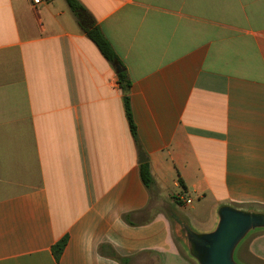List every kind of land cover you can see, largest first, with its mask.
I'll list each match as a JSON object with an SVG mask.
<instances>
[{"label":"crops","instance_id":"crops-1","mask_svg":"<svg viewBox=\"0 0 264 264\" xmlns=\"http://www.w3.org/2000/svg\"><path fill=\"white\" fill-rule=\"evenodd\" d=\"M79 1L132 82L141 147L66 0H0V264H197L175 225L264 212V0ZM236 256L264 264V229Z\"/></svg>","mask_w":264,"mask_h":264},{"label":"water","instance_id":"water-1","mask_svg":"<svg viewBox=\"0 0 264 264\" xmlns=\"http://www.w3.org/2000/svg\"><path fill=\"white\" fill-rule=\"evenodd\" d=\"M115 67L117 73L123 71L120 65ZM140 162H147L144 153L140 154ZM177 226L186 239L190 258L197 264H240L236 252L252 232L264 229V212L224 205L218 210V223L211 232L194 231L186 223Z\"/></svg>","mask_w":264,"mask_h":264},{"label":"trees","instance_id":"trees-1","mask_svg":"<svg viewBox=\"0 0 264 264\" xmlns=\"http://www.w3.org/2000/svg\"><path fill=\"white\" fill-rule=\"evenodd\" d=\"M66 2L68 3L70 9L72 10L73 14L75 15L82 29L87 33L88 37L98 47L99 51L106 58V60L113 65L117 63L122 66L123 71L118 74V78H119L118 83L124 95L126 116L129 122L130 130L135 139L137 147L140 149L141 146L138 138L137 128L134 123L131 105H130V91L132 88V82L127 74L126 69L123 67L111 43L103 34L101 28L96 25L93 17L89 14V12H87L84 6H82L80 1L66 0ZM140 175L144 185L148 189H152V187L154 186V179L151 174L149 163H143L140 165ZM182 185H184L183 182ZM125 221L131 223L129 220V216H125ZM66 245H67V238H64L53 247V253L57 260L60 259ZM111 257L121 262L122 264H126V259L118 257V255L113 250L111 251Z\"/></svg>","mask_w":264,"mask_h":264},{"label":"rangeland","instance_id":"rangeland-1","mask_svg":"<svg viewBox=\"0 0 264 264\" xmlns=\"http://www.w3.org/2000/svg\"><path fill=\"white\" fill-rule=\"evenodd\" d=\"M174 234H175V237H176V241L179 244V246L182 249V251L184 253H186L190 257V252H189V249H188L187 244H186V239L180 234V231H179L177 225H175ZM235 259H236V261L238 263H240L238 258H237V256L235 257Z\"/></svg>","mask_w":264,"mask_h":264},{"label":"built area","instance_id":"built-area-1","mask_svg":"<svg viewBox=\"0 0 264 264\" xmlns=\"http://www.w3.org/2000/svg\"><path fill=\"white\" fill-rule=\"evenodd\" d=\"M40 3H41V0H34V4L39 5ZM177 200H178V202H180V203H184V204H186V205H190V204H192V200L187 199V198H185V197H183V196H181V195H179V196L177 197Z\"/></svg>","mask_w":264,"mask_h":264}]
</instances>
